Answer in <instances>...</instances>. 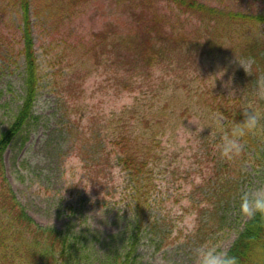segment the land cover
I'll use <instances>...</instances> for the list:
<instances>
[{
    "label": "trees",
    "instance_id": "16d2710c",
    "mask_svg": "<svg viewBox=\"0 0 264 264\" xmlns=\"http://www.w3.org/2000/svg\"><path fill=\"white\" fill-rule=\"evenodd\" d=\"M235 3L0 0V69L22 60L23 71L20 99L6 128H1L0 118V264H141L140 228L152 227L158 205L166 201L155 174L163 160L162 139L176 138L187 120L211 116L205 134L213 131L222 140L234 120H243L240 108L249 102L241 91L249 78L244 69L230 65V55L249 59L255 75L264 73V5L252 12ZM90 7L91 32L73 28ZM58 38L59 49L54 44ZM49 71L52 91L63 100L64 126L78 123L71 121L72 115L84 119L85 85L90 76L95 80L88 142L79 155L90 147L84 170L91 184L103 186L105 196L115 199L113 205L124 203L127 223L118 233L41 225L26 212L6 178L4 153L18 140L25 144L31 128L40 123L35 106ZM233 89L235 94L230 93ZM123 93L133 101L118 110L103 112L95 104ZM253 134L256 130L243 137L244 150L234 158L217 151L210 189L192 202L198 209L196 220L211 214L210 232L203 235L209 240L219 230L214 219L219 205L229 207L238 191L235 179L255 159L245 153ZM82 136L79 141L85 144ZM68 205L74 208L72 202ZM227 251L239 264H264V213L244 222Z\"/></svg>",
    "mask_w": 264,
    "mask_h": 264
},
{
    "label": "rangeland",
    "instance_id": "374dc122",
    "mask_svg": "<svg viewBox=\"0 0 264 264\" xmlns=\"http://www.w3.org/2000/svg\"><path fill=\"white\" fill-rule=\"evenodd\" d=\"M204 2L216 6L236 2L237 8L252 12L264 5V0ZM35 19L33 15V20ZM73 28L91 32V7L78 20V26L76 24ZM55 43H58L57 49L62 45L59 38ZM37 49L40 52L38 45ZM228 61L230 65L235 64L247 72L245 76L249 78V82L241 92L248 97L249 106L264 114V97L257 95L256 91L258 87L264 86V73L255 75L256 73L250 71L251 61L237 55H230ZM42 68H45L44 64ZM49 72L51 75L42 84L35 106V113L41 117L40 123L31 128L25 144L18 140L4 153L6 178L26 212L41 225L58 228L69 225L74 228L88 227L84 225L89 224L92 214H96L94 220L99 227L91 230L102 235L118 233L127 223L123 216L124 203L113 205L115 199L105 196L107 190L103 186L94 188L91 184V179L84 170V166L89 165L87 161L90 159V147L87 145L85 154L79 155L80 148L85 147L88 142L86 137L90 132L88 116L91 115V82L95 83V80H91L90 76L85 85L84 119L79 120V117L72 115L71 121L75 119L78 123L64 126L66 118H63V100H59L53 93V80L50 81L54 76ZM22 76V60L18 61V65L11 64L0 69L1 128L8 126L11 108L20 99ZM131 100L133 101L132 95L123 93L118 98L108 97L100 104L96 100L95 104L99 110L102 108L103 112H108L111 109L118 110L124 104L130 105ZM95 108L97 107L93 109ZM209 119L194 117L187 120L184 126H180L176 138L162 139L163 160L155 174L166 201L158 205L157 219L151 224L152 227L145 225L146 228H140L138 254L141 264H196L194 250L204 243V238H208L203 235L210 232L207 220L211 214H206L202 221L196 220L198 209L192 202H197L202 193L210 189V168L214 163L213 156L220 150L218 145L222 141L213 131L209 136L205 134V129L211 127L208 125ZM79 133L83 134L85 144L82 140L79 141ZM256 133L252 135L250 150L245 149V153L254 154L255 159L246 162L241 175L235 179L238 180V191L229 207L223 209L219 205L214 218L219 223V230L214 235L210 234L212 239L208 238L206 241L225 250L250 217L242 208L243 195L249 190L264 187V117ZM118 170L115 172L116 176L120 175ZM71 202L74 208H69L68 204ZM202 207L200 205L199 208Z\"/></svg>",
    "mask_w": 264,
    "mask_h": 264
},
{
    "label": "clouds",
    "instance_id": "9594fccd",
    "mask_svg": "<svg viewBox=\"0 0 264 264\" xmlns=\"http://www.w3.org/2000/svg\"><path fill=\"white\" fill-rule=\"evenodd\" d=\"M256 91L257 95L264 97V86L258 87ZM230 93L235 94V90L233 89ZM240 109L243 112V120H234L230 130L223 132L222 141L218 145L221 154L228 159L234 158L243 152V137L256 130L262 117H264V114L251 106H242ZM242 208L249 216L255 215L257 212L264 213V187L246 192L242 197ZM94 215L96 214H92L89 224L84 226L89 228L99 227L95 223ZM194 257L196 264H239L237 256L230 254L227 250L210 241L198 245L194 250Z\"/></svg>",
    "mask_w": 264,
    "mask_h": 264
}]
</instances>
